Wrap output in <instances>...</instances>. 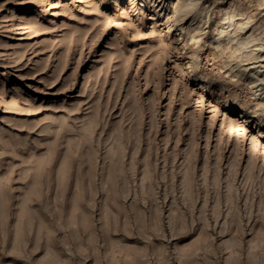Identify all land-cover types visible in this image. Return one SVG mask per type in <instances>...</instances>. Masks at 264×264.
<instances>
[{"label":"rangeland","instance_id":"374dc122","mask_svg":"<svg viewBox=\"0 0 264 264\" xmlns=\"http://www.w3.org/2000/svg\"><path fill=\"white\" fill-rule=\"evenodd\" d=\"M180 1L0 0V260L145 221L167 264H264V0Z\"/></svg>","mask_w":264,"mask_h":264},{"label":"crops","instance_id":"0c3cea01","mask_svg":"<svg viewBox=\"0 0 264 264\" xmlns=\"http://www.w3.org/2000/svg\"><path fill=\"white\" fill-rule=\"evenodd\" d=\"M129 226L130 225L127 224L124 227L117 229L132 230V227ZM172 226L176 227L173 223H170L168 225L169 232L165 230L164 236L172 237L173 235H176V232L172 233V229L174 228ZM136 229L138 231L137 235L141 237V241L135 238L129 241L126 237L125 239L121 238L118 241L116 239L106 238V244L104 245L106 253L104 257L92 251L97 250L96 248L90 249L89 253H85L82 248H79L78 252L73 253L61 252L58 249L56 252L48 250L39 255H33L32 253L23 255L16 254L14 257L9 256L11 257V260L6 262L0 260V262H3L2 264H160L159 262L164 260L165 264H167L166 261L169 257V253H167L169 243L166 244L165 242L156 239L151 243V237L156 234L148 232L149 229L159 230V227H154V224L152 223L150 224L141 221L137 223ZM78 230H81L80 225ZM200 239L201 238L198 237V240ZM50 241L56 245L60 243L59 240L56 241V239L53 238ZM73 241L75 243L77 242L78 246L81 245V241L78 242L77 239H73ZM90 241L91 240H89V242ZM160 245H164V247L160 249ZM173 250L176 252L175 246L173 247ZM1 257L3 256H0V258ZM18 257H23L24 259H18Z\"/></svg>","mask_w":264,"mask_h":264},{"label":"bare ground","instance_id":"6f19581e","mask_svg":"<svg viewBox=\"0 0 264 264\" xmlns=\"http://www.w3.org/2000/svg\"><path fill=\"white\" fill-rule=\"evenodd\" d=\"M198 2H199V0H181L177 5H176V7H175V16H176V18H177V21H182V20H185L186 18H188V20H190V21H192V22H194L195 20H196V18H198L199 16H200V14H199V12L196 10L195 11V9H196V7L198 6ZM190 16V17H189ZM235 16V14H233L231 17L233 18ZM233 25V24H232ZM248 44V42H247V40H245V41H243V42H241V45H242V47H244L245 45H247ZM238 50V49H237ZM193 67V66H192ZM256 74V72H253V77H254V75ZM208 82V81H207ZM207 82H203V83H201V84H203L202 85V88L204 87V84L205 83H207ZM256 80H253L252 78H251V84H256ZM206 86V85H205ZM262 97V96H261ZM114 106V105H113ZM231 111L232 112H235V109H231ZM109 112H110V110H109ZM256 111H252L251 113H255ZM238 115H239V118L241 119V118H245V120H244V122L246 121H250V116L249 117H247V116H245V112L244 111H238ZM253 116H255V114H253ZM96 125V124H95ZM66 130H68V129H66ZM61 132V131H60ZM68 133V132H67ZM137 133V132H136ZM118 135H119V133H118ZM120 136V135H119ZM262 136H264V130H262L261 129V131H260V137H262ZM128 137V136H127ZM58 138V137H57ZM121 138V137H120ZM132 138V137H131ZM119 139V138H118ZM123 139V138H122ZM144 139V138H143ZM58 140V139H57ZM128 140V139H127ZM137 140V139H136ZM70 141V140H69ZM118 141V140H117ZM117 141L115 142V143H117ZM121 142H122V140H120ZM120 141H119V144H120ZM71 142V141H70ZM137 142V141H136ZM147 142V141H146ZM112 143H113V141H112ZM138 143V142H137ZM136 143V144H137ZM76 144V143H75ZM118 144V145H119ZM123 144V143H122ZM145 145V144H144ZM120 146H121V144H120ZM123 146V145H122ZM53 147V146H52ZM89 147V146H88ZM117 147V146H116ZM132 147V146H131ZM50 148V147H49ZM57 148H58V146H57ZM90 148V147H89ZM89 148H87V149H89ZM121 148H124V146L123 147H121ZM121 148H120V150H121ZM136 148V147H135ZM68 149V148H67ZM76 149V148H75ZM132 149V148H131ZM139 149V148H138ZM115 150V149H114ZM119 150V149H118ZM119 150V151H120ZM134 151V150H133ZM80 152H82V151H80ZM125 152V151H124ZM129 152V151H128ZM132 153V152H131ZM68 154V153H67ZM81 154V153H80ZM118 154V153H117ZM56 155V154H55ZM130 155V154H129ZM134 155V154H133ZM47 157H49V156H47ZM78 157H80V156H78ZM114 157H115V155H114ZM116 157H118V161H115V166L114 167H116V164H120V162H122L123 161V159H124V157L122 156V154H119L118 156H116ZM129 157V156H128ZM140 157V156H139ZM174 158V157H173ZM44 159H46V158H44ZM82 159V158H81ZM80 159V160H81ZM135 159V158H134ZM40 160V159H39ZM76 160H78V158H76ZM83 160V159H82ZM132 160V159H131ZM130 160V161H131ZM79 161V160H78ZM129 161V160H128ZM140 161V160H139ZM144 161H146V160H144ZM81 162V161H80ZM116 162H119V163H116ZM133 163V162H132ZM146 163V162H145ZM148 163V162H147ZM155 163V162H154ZM169 163H171V162H169ZM83 164V163H82ZM128 164V163H127ZM135 164V163H134ZM58 165V164H57ZM80 165V164H79ZM121 166H122V164H120ZM113 166V165H112ZM120 166V167H121ZM147 166V165H146ZM174 166V165H173ZM92 167V166H91ZM132 167V166H131ZM148 167V166H147ZM109 168V167H108ZM133 168H134V166H133ZM132 168V169H133ZM57 169V168H56ZM122 169V168H121ZM130 169V168H129ZM132 169L131 170H129L128 172L126 171V172H123L122 174H124L125 176L126 175H128V174H130V173H132ZM159 169V168H158ZM52 170V169H51ZM123 170V169H122ZM44 171V170H43ZM149 171V170H148ZM47 172V171H46ZM119 173V172H118ZM117 173V174H118ZM138 173V172H137ZM173 173V172H172ZM171 173V174H172ZM135 174V173H134ZM130 175H132L133 176V173L132 174H130ZM136 175V174H135ZM148 175V174H147ZM171 176V175H170ZM46 177V176H45ZM119 177V176H118ZM175 177V176H174ZM133 178V177H132ZM156 179V178H155ZM168 183V182H167ZM173 184V183H172ZM194 187H196V186H194ZM174 188V187H173ZM1 189V188H0ZM192 189V188H191ZM128 190V189H127ZM130 190V189H129ZM147 190V189H146ZM149 190V189H148ZM196 190V189H195ZM138 191V190H137ZM136 191V192H137ZM198 191V190H197ZM144 192V191H143ZM196 192V191H195ZM191 193V192H190ZM190 193H188V194H190ZM195 196V195H194ZM190 197H193V196H189L188 198L190 199ZM202 199V198H201ZM185 201V200H184ZM191 201V204H190V207L192 208V210H191V212L194 210L193 209V205L196 203L197 204V202H198V198L196 197H193V199L192 200H190ZM205 206V205H204ZM189 207V206H188ZM187 207V208H188ZM190 208V209H191ZM196 209V208H195ZM189 210V209H188ZM197 210V209H196ZM191 212H190V214H191ZM195 212V211H194ZM201 213V212H200ZM58 215V214H57ZM203 216V215H202ZM204 221V218H202V217H200V218H197L195 215H193V216H191V219L190 220H188V223H189V225L191 226V229L194 231V232H196L198 229H200V225H202V222ZM186 222V221H185ZM204 223V222H203Z\"/></svg>","mask_w":264,"mask_h":264}]
</instances>
